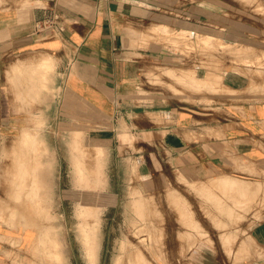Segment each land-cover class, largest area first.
Listing matches in <instances>:
<instances>
[{"label":"crops","instance_id":"1","mask_svg":"<svg viewBox=\"0 0 264 264\" xmlns=\"http://www.w3.org/2000/svg\"><path fill=\"white\" fill-rule=\"evenodd\" d=\"M55 12L63 32L38 31ZM45 58L60 89L54 130L84 133L144 176L263 178L264 0H0L3 117L17 115L6 86L13 66ZM15 229L0 220V264L27 248ZM249 236L257 256L246 264H264V218ZM14 237L22 244L7 242ZM192 262L222 264L209 248Z\"/></svg>","mask_w":264,"mask_h":264},{"label":"rangeland","instance_id":"2","mask_svg":"<svg viewBox=\"0 0 264 264\" xmlns=\"http://www.w3.org/2000/svg\"><path fill=\"white\" fill-rule=\"evenodd\" d=\"M206 46L207 44L205 48ZM233 50L231 47L232 55L235 54ZM45 59L49 61L42 59L38 66H13L6 86L10 107L17 115L3 117V100L0 101V220L18 228L13 230L17 234L23 231L25 240L29 241L23 255L10 259L9 264H91L76 215L78 189L74 180V140L79 139L80 146L88 154L86 157L92 156L99 146H88L84 133H62L52 128L56 124V118L48 116V112L55 113L60 89L54 85L52 60ZM165 71L174 74L172 69ZM26 79L32 80V83ZM199 82L205 87L210 84L206 79ZM40 84L45 85L44 89ZM1 89L3 90V79ZM24 130L38 136L40 133L39 138L43 141L45 139L39 144L37 157L39 167L44 168L43 179L49 186L46 200L49 202V213H52L50 219V215L45 213L37 215L35 208L27 203H14L15 195L12 192L16 190L12 188L13 183L10 181H16L19 174L14 170L11 172L10 169L18 168L16 160L24 152L20 141ZM18 142L21 148L17 145ZM47 146L48 150H45ZM17 149L21 150L20 153ZM108 151L110 152L109 148ZM16 154L18 157H15ZM91 156H83L82 160L87 165L90 177L88 188L93 190L98 173ZM125 157L127 156H108L106 162L107 184L104 192L107 194V204L101 212L99 264H115L117 259L121 260V264H140L143 260L145 261L142 264H193L192 256L200 253L203 248L215 251L222 264L251 263L253 257L257 256V248L249 236V231L264 218V176L252 180L227 174L198 178L170 168L155 170L144 176L137 163H132ZM3 168L10 173H5ZM13 172L17 175L14 173L11 176ZM4 174L6 177L9 175L6 178ZM4 177L5 182L8 179L6 184ZM229 177L246 184L251 182L248 184L249 192L242 193L237 186L236 190L234 187L224 188L225 178ZM46 200L41 203L46 204ZM141 201L145 203V211L140 208ZM11 204L16 205L13 208ZM14 214L22 222L23 216L28 217L27 222L24 220L22 223ZM47 226L49 230L46 229ZM45 229L46 232L51 231V235L61 243L62 259L53 258L42 243V231ZM6 240L17 246L22 244L23 237ZM49 246L51 247L50 241ZM141 255L142 260L139 258Z\"/></svg>","mask_w":264,"mask_h":264},{"label":"bare ground","instance_id":"3","mask_svg":"<svg viewBox=\"0 0 264 264\" xmlns=\"http://www.w3.org/2000/svg\"><path fill=\"white\" fill-rule=\"evenodd\" d=\"M15 68L16 67H14V69ZM14 73H16V72H14ZM23 74L24 73H22V75ZM26 75H28V74L26 73ZM26 75H25V77H26ZM26 80L29 81V79H26ZM30 81L29 82L32 83V80H30ZM27 84L28 83L26 82V85ZM40 85L44 89L45 85H43V84H40ZM43 89H41V90H43ZM23 90H22V92H23ZM17 93H18V91H17ZM18 96L20 97L21 95L18 94ZM27 127H25V128H27ZM37 128H39V127H37ZM31 129H32V127H31ZM33 129H34V127H33ZM22 134L23 135H22V138L20 140V141H22V144H23V145L20 144L22 146V148H21V146L18 145L19 142L17 143V145L21 149H23L24 152L23 153L21 152V154L19 155L20 157H18L17 154H19L21 150L17 149V151L19 150V153L17 152V154L15 155V157L17 156L19 158L18 159L19 161L16 160V163H18V168L17 169H13V167H11L12 169L9 168L10 171L14 170V171H16L19 174L18 177L16 176L18 178V179L16 178V181H13V182L10 181L11 183H13V185H11L12 188L14 187V189L16 190V192L15 191L12 192L15 195V197H14L15 199L13 198L14 199V203L22 202V203H27V204L31 205L32 207L35 208V211L37 212V215H38V213L40 215L43 214V213H45L47 216L50 215V214L52 215V213H49L50 212L49 211L50 210L49 202H48V200H46L48 198L47 197V193H48V187L49 186H48L47 181H45V179H43L44 176H42V175L43 174L45 175V172L43 173L44 168L42 166L39 167L40 162L38 161V157H37L39 155V151H38L39 144L41 143V141L44 142L45 139H44V141L41 140L39 138L40 133H39V136H38L36 133L30 132L29 130L22 131ZM78 140L79 139L74 140L75 141L74 142L75 143V145H74L75 148H74V154H73V159H74V164H75L74 165V172H75L74 180H75V183L77 185L76 187L78 189V198H77L78 200H77V203H76L77 204V206H76V215H77V217L79 219V223H78L79 225L78 226H79L80 235H81L82 241L84 243L86 252L89 255V258L91 260V264H99V251H100L99 248H100V243H101L100 242V229H101V222H102L101 221L102 220V217H101L102 213L101 212L103 211L105 205L107 204V194L104 192V187L107 184L106 183V178L107 177L105 178V176H106L105 174H107L106 173V162H107V159H108V156H109L110 152L108 151V148H106L105 146L104 147L99 146L97 151L92 155L94 160L92 158L91 159L97 165V170L96 169L95 170H96V173H98V175L97 174H96L97 176L95 175L96 176V178H95L96 182L94 184L95 188H93V190H91V189L88 188L89 187V179H90V177L88 175L87 165L84 164L85 162L82 160V158L86 157V155H88V154H86L84 152V150L82 149L84 147L80 146V143H79ZM80 140H81V138H80ZM15 143H16V141H15ZM18 146L16 148H19ZM23 146H24V148H23ZM45 150H48V146H47V148ZM14 152H15V150H14ZM92 153H93V150H92ZM13 156L14 155H12V157ZM89 156H91V155H89ZM89 156H87V157H89ZM13 159H14V157H13ZM13 159H12V161H13ZM41 159H43V157ZM12 163H14V162H12ZM14 165H16V164H14ZM44 165L47 166V164H44ZM14 168H15V166H14ZM6 169H8V168H6ZM7 171H9V170H7ZM7 171L5 170L4 172L5 173H10V171L9 172H7ZM16 172H13V174L11 176H13L14 173L16 174ZM4 175L6 177V174H4ZM8 175H7V177H8ZM6 178L4 179V182H5ZM11 179H13V178H11ZM7 181H8V179H7ZM7 181L5 182V184L7 183ZM225 181L226 182H224V183L222 182L224 185L225 184L227 185V186L225 185L226 187L224 185H222V186H224V188H227V187L232 188V187H234L235 190H236L235 186H237L238 187L237 189L241 188L242 193H246L245 191L249 192V190H248L249 189V185L248 184L251 183V182H247L248 184H246V183L234 181L232 179L231 180L228 179V180H225ZM219 183H217V184L220 185ZM238 184H239V186H238ZM243 190H244V192H243ZM9 194L11 195V190H10ZM48 196H50V195H48ZM44 200H46L48 205H47V203L46 204L41 203V202H44ZM7 204H5V205L8 206L9 204L8 205ZM11 205H12L11 207H13L16 204H14V205L11 204ZM144 206H145V203L143 201H141L140 208H143L144 211H145L146 209L144 208ZM3 207H5V206H3ZM9 208H8V210H9ZM22 208H23V206H22ZM16 212L17 211H15V214H17ZM10 213H12V212H10ZM15 214H14V217H16ZM51 215H50V217L48 219L52 218ZM7 216L9 217V214ZM36 216H35V218H36ZM8 217H7V219H9ZM40 217H42V216H40ZM10 218H12V217H10ZM16 218L19 219L18 217H16ZM23 219L27 222L28 217L23 216L22 220ZM43 219H45V218H43ZM24 220H23V222H24ZM19 221H21V219H19ZM39 221H42V220H39ZM13 222L16 223L15 221H13ZM27 224L25 223V225H27ZM29 226H31V224ZM46 229L49 230L48 226H47ZM46 229H45V231H42V236L40 235L42 237V241L43 242L41 241V239H40V241L42 243H44V246L46 245L45 246V247H47L46 250L49 252L50 255H52L53 258H56L57 260H60L63 257L62 256V251H61V248H60V244L61 243H59V240L56 237L51 235V231H49V232L47 231L46 232ZM49 241L51 242V247L49 246ZM139 258L140 259L143 258L142 255ZM140 259H138V261ZM143 261H145V260H143ZM143 261H142V263H143ZM139 262H141V261H139ZM142 263H140V264H142ZM148 263H149V261H148ZM115 264H121V260L117 259L115 261ZM135 264H138V263H135ZM144 264H147V263L145 262Z\"/></svg>","mask_w":264,"mask_h":264},{"label":"built area","instance_id":"4","mask_svg":"<svg viewBox=\"0 0 264 264\" xmlns=\"http://www.w3.org/2000/svg\"><path fill=\"white\" fill-rule=\"evenodd\" d=\"M60 14L55 12L51 17L44 18L37 22L36 28L38 31L55 29L63 32L64 27L59 24Z\"/></svg>","mask_w":264,"mask_h":264}]
</instances>
